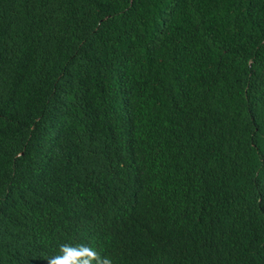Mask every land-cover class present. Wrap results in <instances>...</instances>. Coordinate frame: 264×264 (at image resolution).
<instances>
[{
    "label": "trees",
    "instance_id": "16d2710c",
    "mask_svg": "<svg viewBox=\"0 0 264 264\" xmlns=\"http://www.w3.org/2000/svg\"><path fill=\"white\" fill-rule=\"evenodd\" d=\"M66 243L264 264V0H0V264Z\"/></svg>",
    "mask_w": 264,
    "mask_h": 264
},
{
    "label": "clouds",
    "instance_id": "9594fccd",
    "mask_svg": "<svg viewBox=\"0 0 264 264\" xmlns=\"http://www.w3.org/2000/svg\"><path fill=\"white\" fill-rule=\"evenodd\" d=\"M47 264H114L112 257L101 256L99 252L84 244H62L58 254L46 259Z\"/></svg>",
    "mask_w": 264,
    "mask_h": 264
},
{
    "label": "bare ground",
    "instance_id": "6f19581e",
    "mask_svg": "<svg viewBox=\"0 0 264 264\" xmlns=\"http://www.w3.org/2000/svg\"><path fill=\"white\" fill-rule=\"evenodd\" d=\"M100 247V246H99ZM104 247H106V245L104 246ZM107 248V247H106ZM98 249V248H97ZM104 249V248H103ZM105 250V249H104ZM111 250H112V248H111ZM97 251V250H96ZM99 251V250H98ZM101 251H103V250H101ZM107 252H109V251H107ZM101 254V253H100ZM103 254H105V255H109V254H106V253H103ZM111 255H112V253H110ZM110 256V255H109Z\"/></svg>",
    "mask_w": 264,
    "mask_h": 264
}]
</instances>
